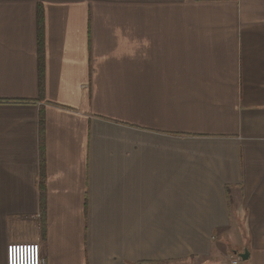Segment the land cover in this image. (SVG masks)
Listing matches in <instances>:
<instances>
[{"label": "crops", "instance_id": "crops-1", "mask_svg": "<svg viewBox=\"0 0 264 264\" xmlns=\"http://www.w3.org/2000/svg\"><path fill=\"white\" fill-rule=\"evenodd\" d=\"M11 243L264 264V0H0V264Z\"/></svg>", "mask_w": 264, "mask_h": 264}, {"label": "trees", "instance_id": "trees-1", "mask_svg": "<svg viewBox=\"0 0 264 264\" xmlns=\"http://www.w3.org/2000/svg\"><path fill=\"white\" fill-rule=\"evenodd\" d=\"M43 28H44V16L41 5L37 6L36 14V37H37V47H38V90H39V99L42 97L43 93ZM43 124L44 117L42 112L39 113V147L43 146ZM42 151V150H41ZM44 164L43 159L40 160L39 166V210L41 221L44 216ZM42 223V222H41Z\"/></svg>", "mask_w": 264, "mask_h": 264}, {"label": "built area", "instance_id": "built-area-1", "mask_svg": "<svg viewBox=\"0 0 264 264\" xmlns=\"http://www.w3.org/2000/svg\"><path fill=\"white\" fill-rule=\"evenodd\" d=\"M229 264H242L238 254H230ZM6 264H43L37 243H11L6 247Z\"/></svg>", "mask_w": 264, "mask_h": 264}, {"label": "water", "instance_id": "water-1", "mask_svg": "<svg viewBox=\"0 0 264 264\" xmlns=\"http://www.w3.org/2000/svg\"><path fill=\"white\" fill-rule=\"evenodd\" d=\"M238 255L241 257L242 261H246L247 258H248V252H247V250H244L242 253H240Z\"/></svg>", "mask_w": 264, "mask_h": 264}]
</instances>
